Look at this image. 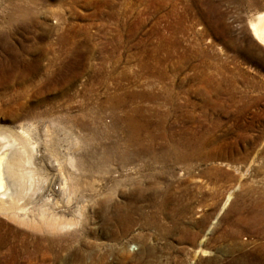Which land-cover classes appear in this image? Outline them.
Here are the masks:
<instances>
[{
  "label": "rangeland",
  "instance_id": "obj_1",
  "mask_svg": "<svg viewBox=\"0 0 264 264\" xmlns=\"http://www.w3.org/2000/svg\"><path fill=\"white\" fill-rule=\"evenodd\" d=\"M261 10L0 0V130L34 137L21 213L73 222L0 213V264H264Z\"/></svg>",
  "mask_w": 264,
  "mask_h": 264
},
{
  "label": "bare ground",
  "instance_id": "obj_2",
  "mask_svg": "<svg viewBox=\"0 0 264 264\" xmlns=\"http://www.w3.org/2000/svg\"><path fill=\"white\" fill-rule=\"evenodd\" d=\"M248 26L253 38L264 46V10L255 13L248 20ZM32 139L34 137L32 138L28 126H22L19 131L0 130V162L3 160L2 169L5 180L4 185L0 187V213L22 223L31 222L39 227L44 225L48 229L63 230L73 224L71 219L66 220L52 214L47 215L43 210L41 223H36L21 213L26 212V196L36 187L35 170L29 166L34 162Z\"/></svg>",
  "mask_w": 264,
  "mask_h": 264
}]
</instances>
